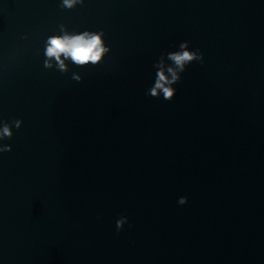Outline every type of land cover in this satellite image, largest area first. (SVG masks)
Returning a JSON list of instances; mask_svg holds the SVG:
<instances>
[{"label":"water","instance_id":"obj_1","mask_svg":"<svg viewBox=\"0 0 264 264\" xmlns=\"http://www.w3.org/2000/svg\"><path fill=\"white\" fill-rule=\"evenodd\" d=\"M61 4L0 0V264H264V0ZM62 28L109 53L46 70ZM185 41L203 66L146 96Z\"/></svg>","mask_w":264,"mask_h":264},{"label":"clouds","instance_id":"obj_2","mask_svg":"<svg viewBox=\"0 0 264 264\" xmlns=\"http://www.w3.org/2000/svg\"><path fill=\"white\" fill-rule=\"evenodd\" d=\"M78 3H82V0H62L61 7L72 9ZM61 31L62 35L51 36L47 40L44 50L46 59L43 64L46 70L53 69L54 63L56 70L64 74L68 72L65 61H70L78 68L96 66L110 51L105 45L103 31H83L78 34H68L63 31V28ZM194 62L203 66V54L198 48L190 50L187 41L181 42L176 51L162 53L158 61L152 65L156 70L154 83L145 95L153 99L162 97L164 101L171 102L176 95L173 85L181 82V74ZM71 79L77 83L81 82V76L77 73H73ZM21 125L22 121L19 119L0 120V153L12 150L11 146L4 144L3 141L10 140L13 136V128L19 130ZM187 202V197H180L177 203L178 206H184ZM125 224H128L129 229L133 227L128 223L127 216L121 215L115 225L117 234L123 231Z\"/></svg>","mask_w":264,"mask_h":264}]
</instances>
